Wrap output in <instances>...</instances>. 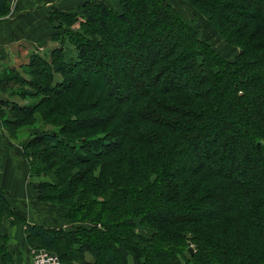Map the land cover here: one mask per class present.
<instances>
[{
    "label": "trees",
    "instance_id": "obj_1",
    "mask_svg": "<svg viewBox=\"0 0 264 264\" xmlns=\"http://www.w3.org/2000/svg\"><path fill=\"white\" fill-rule=\"evenodd\" d=\"M9 1L0 0V15ZM184 1L239 49L235 61L163 0H118L120 13L87 0L75 12L50 11V49L31 53L20 72L0 73V118H13L6 125L41 112L59 128L28 144L30 174L50 179L36 185L38 197L67 207L68 220L94 225L22 221L28 245L60 263L264 264V176L249 170L264 168V93L254 90L264 86V7ZM110 36L119 54L110 52ZM142 50L147 64L127 62L118 81L113 60ZM198 143L203 158L194 152L192 163ZM9 204L0 189V230ZM137 222L148 236L136 233ZM6 242L0 232V264L11 262Z\"/></svg>",
    "mask_w": 264,
    "mask_h": 264
},
{
    "label": "rangeland",
    "instance_id": "obj_2",
    "mask_svg": "<svg viewBox=\"0 0 264 264\" xmlns=\"http://www.w3.org/2000/svg\"><path fill=\"white\" fill-rule=\"evenodd\" d=\"M13 0L9 1V7L8 11L4 15H0V27H4L6 25H10L11 28L16 25L17 28H21L24 23H16L13 21V15H15V9L16 5L12 3ZM15 1V0H14ZM166 2L170 7H172L175 11L178 12L179 15H181L184 20H186L190 26L198 33L200 37H202L204 40L208 41L211 45V47L219 53L222 57H224L227 61L233 62L236 60V58L239 56V49L231 46L220 37V35L215 31L211 23H209L206 19H204L200 14L194 13L193 9L190 7V5L184 1V0H163ZM172 5H171V4ZM112 4V3H111ZM215 4V3H214ZM263 4V3H262ZM216 5V4H215ZM111 6V5H110ZM218 6V5H217ZM254 7L259 9L260 7H264V4L261 5L259 0H254ZM112 8V6H111ZM75 12V11H71ZM120 13V9L116 12ZM56 19V18H55ZM57 23V22H56ZM79 21L76 23L75 29L78 28ZM132 24V18L129 19V22L127 24L120 23L121 29L124 31L127 25ZM53 28V27H52ZM1 33H3L2 29L0 28ZM20 36V31H17L16 36L13 34L10 37H5L2 35L0 39V43L4 42L7 44V48L2 49L0 51V64H3L0 67V73L1 72H10L12 69L16 70L17 72H20L22 69L20 68L23 64H25L30 57V52H34L33 48H38L40 51V54H43L42 52H45L44 50L48 51L50 48V44L48 43L45 45L43 42H37L34 41V38H32L33 44H31L30 38L26 36L25 42L16 41L17 38ZM7 39V41H5ZM110 44L112 47V50L110 52L117 53L118 49H113V46L116 44V40H113V36L111 38L110 36ZM153 39H156V35L153 36ZM35 45L37 47H35ZM2 52H5L3 54ZM23 53V55H22ZM28 54V55H27ZM116 69H117V75L116 78L121 80V76L124 74H127V70L125 68V64L130 61L138 62L140 65L143 66V63L147 64V55L144 54V51L141 52H132L129 51L126 55H119L118 59L113 60ZM186 62H181L179 66L184 65ZM177 71V70H176ZM176 74V73H175ZM174 74V76H175ZM94 84L99 85L101 82L110 84V81L103 80L98 81L96 79H93ZM176 83V81H174ZM256 86V85H255ZM16 88V87H14ZM257 90L256 92L264 93V86L258 85V87H255L254 90ZM139 89L135 90V93H138ZM21 101L22 103H27L31 99L29 97H25L24 99L21 97H17V101ZM1 111V110H0ZM5 112V111H4ZM6 117L0 118V189L4 192L6 195L9 205L12 207V212L9 214L7 219H5L3 223V227L1 228L0 232L1 235L4 236L7 240L6 247L7 252L10 256V264H19L21 261L19 260V251L15 253L12 248L16 245L15 242L12 240L11 230L14 228L16 224L18 225H24L22 221H25L28 223L30 220H40L43 218H51L53 220V223L56 225L59 224L58 229L62 230H74L80 226H83L85 228H91L94 225L89 223H74L67 219L68 209L62 204L51 202L48 200H43L38 197V193L35 190V187L37 184L42 182H47L50 179L45 178L43 175L36 177L32 176L30 174V169L28 166V161H32V152L29 150L28 144L38 135H41L45 132H56L59 128L58 127H50L49 125L45 124V121L41 120L42 113H36L31 120H28L26 124L23 126H18L17 124H8L6 125L3 120L7 121V119H11L12 117L10 113L5 114ZM22 119V118H21ZM35 119V121H34ZM8 122V121H7ZM219 128L213 127L209 134H214L216 131H218ZM207 142L209 141V138H206ZM205 144V142H204ZM202 143H198L194 147V151L192 153H189V158L191 159L192 163H194L196 160H194V152H198V156L200 161L202 160V150L205 149V145ZM241 143H239V148L241 147ZM36 148H32V151ZM227 154V153H226ZM228 155V154H227ZM189 163V161H188ZM221 165H227L225 163V158L222 161ZM227 165L226 167H228ZM221 168V167H220ZM223 168V166H222ZM250 175H254L255 178H257V173L264 176V168L259 164L251 163L250 165ZM223 171V170H222ZM261 177V176H259ZM253 178V179H255ZM254 183L257 184V181L254 180ZM175 215L171 214L170 216ZM141 226L139 223H136L135 231L136 233L143 234L144 236H148V231H143L140 229ZM26 240V238H25ZM18 243V242H17ZM27 243V241H26ZM28 245V243H27ZM28 264H31V254L34 251H46L43 248H39L36 243H33L31 245H28ZM15 249V248H14ZM193 250V249H192ZM60 261V260H59ZM23 264V263H22ZM63 264V263H61ZM74 264H81L75 262Z\"/></svg>",
    "mask_w": 264,
    "mask_h": 264
},
{
    "label": "crops",
    "instance_id": "obj_3",
    "mask_svg": "<svg viewBox=\"0 0 264 264\" xmlns=\"http://www.w3.org/2000/svg\"><path fill=\"white\" fill-rule=\"evenodd\" d=\"M87 0H13L12 3L16 5L15 15H13V21L16 23H24L21 28H17L14 25L13 28L11 26L6 25L4 27H0L3 31H0V39L2 35L6 38L10 37L12 34L16 36L17 31H20V36L17 38V42H25L26 36L30 38V43L33 44L32 38H34V43L43 42L45 45L48 44V37L52 33V27L48 22V14L53 9H59L64 12L76 11L80 5ZM114 11H118L120 9V5L118 0H98ZM112 3V4H111ZM171 4V3H170ZM111 5V6H110ZM172 5V4H171ZM7 41V39L5 40ZM8 42V41H7ZM7 44L2 42L0 43V51L2 49L7 48ZM35 47H37L35 45ZM34 51H40L38 48H33ZM5 54V52H2ZM33 53L30 52V54ZM23 55V53H22ZM28 55V54H27ZM3 64H0V67ZM29 225H38L45 228H59V224L55 225L51 218H43L40 220H30L28 221ZM25 227L24 225L16 224L14 228L11 230L12 240L15 242L14 248L12 250L17 253L19 251V260L21 261L19 264H28V250L29 247L25 240ZM18 242V243H17ZM86 262L91 261V257L88 255L85 257Z\"/></svg>",
    "mask_w": 264,
    "mask_h": 264
},
{
    "label": "built area",
    "instance_id": "obj_4",
    "mask_svg": "<svg viewBox=\"0 0 264 264\" xmlns=\"http://www.w3.org/2000/svg\"><path fill=\"white\" fill-rule=\"evenodd\" d=\"M31 264H61L55 254L46 251H34L31 254Z\"/></svg>",
    "mask_w": 264,
    "mask_h": 264
},
{
    "label": "water",
    "instance_id": "obj_5",
    "mask_svg": "<svg viewBox=\"0 0 264 264\" xmlns=\"http://www.w3.org/2000/svg\"><path fill=\"white\" fill-rule=\"evenodd\" d=\"M188 251L191 253V255L193 254V250L191 247L188 248Z\"/></svg>",
    "mask_w": 264,
    "mask_h": 264
}]
</instances>
